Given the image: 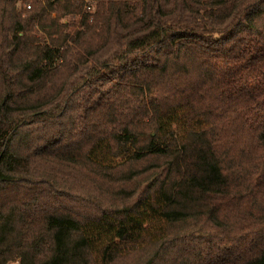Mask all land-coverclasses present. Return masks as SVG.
I'll list each match as a JSON object with an SVG mask.
<instances>
[{
    "label": "trees",
    "instance_id": "1",
    "mask_svg": "<svg viewBox=\"0 0 264 264\" xmlns=\"http://www.w3.org/2000/svg\"><path fill=\"white\" fill-rule=\"evenodd\" d=\"M11 261L264 264V0H0Z\"/></svg>",
    "mask_w": 264,
    "mask_h": 264
},
{
    "label": "built area",
    "instance_id": "2",
    "mask_svg": "<svg viewBox=\"0 0 264 264\" xmlns=\"http://www.w3.org/2000/svg\"><path fill=\"white\" fill-rule=\"evenodd\" d=\"M25 8L29 9V8H30V4H26V5H25ZM86 9H87V10H91V9H92V6L90 5L89 2H87Z\"/></svg>",
    "mask_w": 264,
    "mask_h": 264
},
{
    "label": "rangeland",
    "instance_id": "3",
    "mask_svg": "<svg viewBox=\"0 0 264 264\" xmlns=\"http://www.w3.org/2000/svg\"><path fill=\"white\" fill-rule=\"evenodd\" d=\"M8 264H19L18 261H11Z\"/></svg>",
    "mask_w": 264,
    "mask_h": 264
}]
</instances>
